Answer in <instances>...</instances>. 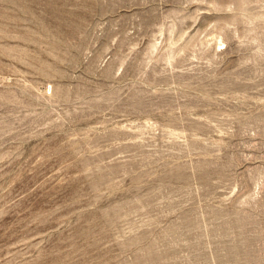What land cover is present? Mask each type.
I'll return each instance as SVG.
<instances>
[{
  "label": "rangeland",
  "instance_id": "374dc122",
  "mask_svg": "<svg viewBox=\"0 0 264 264\" xmlns=\"http://www.w3.org/2000/svg\"><path fill=\"white\" fill-rule=\"evenodd\" d=\"M0 264H264V0H0Z\"/></svg>",
  "mask_w": 264,
  "mask_h": 264
}]
</instances>
